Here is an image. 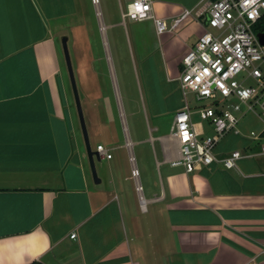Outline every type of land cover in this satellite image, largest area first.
<instances>
[{"label": "crops", "instance_id": "crops-1", "mask_svg": "<svg viewBox=\"0 0 264 264\" xmlns=\"http://www.w3.org/2000/svg\"><path fill=\"white\" fill-rule=\"evenodd\" d=\"M202 1L153 8L172 24ZM95 2L104 35L103 27L110 26ZM80 12L79 0H0V264H264V155L258 154L260 145L250 144L244 122L242 135L226 136L216 149L220 158L235 150L257 154L233 169L217 163L187 173L171 165L179 153L177 146L174 156L165 152L167 134L154 138L161 122L186 105L178 78L184 56L207 31V20L205 26L188 19L160 36L153 25L152 51H147L149 32L134 34L141 73L147 86L158 85L161 100H149L150 138L134 141L127 129L130 165L115 161L105 188H99L59 39ZM88 55L90 71L101 80V58ZM109 67L112 72L114 60ZM173 82L185 100L178 106L169 102ZM198 110H192L195 130L212 136L208 122H194ZM258 121L260 127L251 124V130L263 129L264 120ZM146 145L154 168L147 167L146 153L138 164L135 148Z\"/></svg>", "mask_w": 264, "mask_h": 264}, {"label": "built area", "instance_id": "built-area-1", "mask_svg": "<svg viewBox=\"0 0 264 264\" xmlns=\"http://www.w3.org/2000/svg\"><path fill=\"white\" fill-rule=\"evenodd\" d=\"M201 3L203 5L196 9L183 10L171 25L155 15L153 0H133L122 12L123 20L152 21L159 36L176 31L188 19L206 18L207 27L215 30H207L187 52L178 78L185 100L190 92L198 101L212 100L216 105L197 111L200 119L214 129V134L204 140L195 130L187 102L174 115L170 132L179 156L173 158L171 165L183 167L187 173L217 163L233 169L240 160L256 156L235 150L220 158L216 149L226 136L242 135L240 126L245 116L253 114L260 120L264 116V47L257 36V26L264 17V0H208ZM241 75H245L242 82L238 80ZM248 79L254 80L255 86H246L244 83ZM232 99L236 100L235 104ZM257 106L262 116L257 114ZM247 138L250 144L260 145L258 154L264 155V126L260 131L250 130ZM96 151L101 159L113 158L103 145H98ZM75 237V234L71 236L72 239Z\"/></svg>", "mask_w": 264, "mask_h": 264}, {"label": "rangeland", "instance_id": "rangeland-1", "mask_svg": "<svg viewBox=\"0 0 264 264\" xmlns=\"http://www.w3.org/2000/svg\"><path fill=\"white\" fill-rule=\"evenodd\" d=\"M97 1L105 25L110 26L107 30L103 27L105 34H102L97 24V4L95 0H79L81 7L80 15L67 22V28L59 35V39L62 59L64 60L61 39L64 36L69 38L68 48L89 132L91 147L96 151L98 145L102 144L113 154V161L106 159L97 161L95 159L98 177L103 181L99 185V188H105L109 175L113 171L115 161L125 160L127 166L129 164L124 132L128 129L134 141H137V139L141 140L140 138L143 137H145L144 139L150 138L149 128H154V121H152L149 113V100L152 98L159 102L161 100V94L159 93L160 88L157 87V84L154 87H149L146 84L147 80H145L140 70L139 49L134 36L138 31H143L144 35L149 32L147 51H152V49L156 50L152 43L155 37H152L151 31L148 30L154 25L153 22H137L130 19H122V12L127 10V6L133 0ZM173 1H181L185 5L183 2L185 0H154V7L160 6L163 8L165 7V2L172 3ZM198 21L206 26V18L198 19ZM169 24L171 25V23ZM206 29L210 32L215 31L208 27ZM154 44L156 47V40H154ZM88 52L92 53L93 58L96 55L101 58V61H99L101 64L99 65L98 63L99 70L103 72V78L101 80L95 78L94 76L96 75L89 69L92 67L89 64L90 58ZM112 60H114L115 68L110 72L109 66L110 64L112 65ZM262 70L264 71V65L262 66ZM244 77L245 75H241L238 77V80L242 82ZM67 79L69 80L68 86L70 92L74 97L68 71ZM244 84L246 86H255V82L252 79H248ZM167 89L169 102L173 106H178L182 102L185 103L184 98L179 94L176 95L175 82L169 84ZM186 99L191 110L216 107L212 100L198 101L196 96L190 92L187 93ZM231 102L235 104L236 100L232 99ZM255 110L258 115L262 116L258 106ZM76 118L77 120L79 119L78 113L76 114ZM173 119L174 116H167L161 122L160 132L154 131V138L167 134L164 136L165 139L162 142L165 152L171 156L174 154L176 146V143L171 138L170 132ZM243 119L242 123L244 122V126H247L244 130L246 132L251 130V124H257V127H260L258 125V118L253 114H249ZM262 119L264 120V116H262ZM199 121L204 123L200 119V116H195L194 122ZM79 131L82 134L80 126ZM81 138H83V135ZM201 139H206V136L201 137ZM155 142L159 152V141L156 140ZM122 146L124 148H120ZM151 152V148L148 145L135 148V154L137 158L139 157V166L143 163L139 155L146 153L147 158H149L147 167H155L154 157ZM131 154L132 148L130 149V156ZM131 161L134 166L133 156H131Z\"/></svg>", "mask_w": 264, "mask_h": 264}, {"label": "water", "instance_id": "water-1", "mask_svg": "<svg viewBox=\"0 0 264 264\" xmlns=\"http://www.w3.org/2000/svg\"><path fill=\"white\" fill-rule=\"evenodd\" d=\"M257 36L260 41V44L264 47V32H258ZM68 42H69V38L66 36H64L61 39L63 53H64L65 62L67 66V71H68V75L70 78V83H71L74 100H75V106H76L77 113H78V118H79L80 127L82 131L83 139H84V144L86 147V152H87V157H88V161L90 164L91 173L93 175V180L95 184L99 185L101 184V179L98 177V174H97L95 159L97 161H101V157L99 153L93 150V148L91 147L89 132H88L85 115L83 112L82 103H81V99H80V95H79V91H78L77 83L75 79L73 64H72V60H71V56H70V52L68 48Z\"/></svg>", "mask_w": 264, "mask_h": 264}, {"label": "trees", "instance_id": "trees-1", "mask_svg": "<svg viewBox=\"0 0 264 264\" xmlns=\"http://www.w3.org/2000/svg\"><path fill=\"white\" fill-rule=\"evenodd\" d=\"M257 31L258 32H264V17L262 18V20L259 22L258 26H257Z\"/></svg>", "mask_w": 264, "mask_h": 264}]
</instances>
